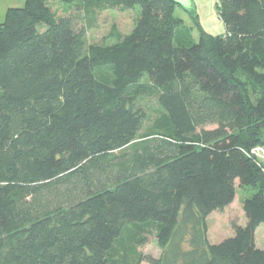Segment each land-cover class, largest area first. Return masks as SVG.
I'll list each match as a JSON object with an SVG mask.
<instances>
[{
    "label": "trees",
    "instance_id": "trees-1",
    "mask_svg": "<svg viewBox=\"0 0 264 264\" xmlns=\"http://www.w3.org/2000/svg\"><path fill=\"white\" fill-rule=\"evenodd\" d=\"M52 1L0 23V264H112L136 226L161 256L132 264H264V0H220L225 35L196 42L173 0ZM136 7L128 35L88 44L98 15ZM140 91L160 109L142 134ZM237 188L246 222L211 244Z\"/></svg>",
    "mask_w": 264,
    "mask_h": 264
},
{
    "label": "rangeland",
    "instance_id": "rangeland-1",
    "mask_svg": "<svg viewBox=\"0 0 264 264\" xmlns=\"http://www.w3.org/2000/svg\"><path fill=\"white\" fill-rule=\"evenodd\" d=\"M18 2V0H0V23L4 21L7 5ZM74 3L75 1L72 7ZM219 4L220 0H187L184 5L190 14L186 13L182 7L177 8L175 11V15L182 20L180 32L190 31V36L195 42L201 31L212 36L225 35V26L218 16ZM49 5L54 15L58 17L75 12L74 8L70 12H67V9L71 7H67L66 3L63 4V0H53ZM138 13V7L125 12L112 10L101 13L96 19L91 21L92 27L87 29L86 39L88 44H112L114 42V38L111 37L113 32L121 37L128 35L136 23ZM135 102L145 113V122L140 132L142 134L150 128L154 119L160 115V109L153 95H149L143 91L138 95ZM213 128L215 126L204 127L206 130ZM240 190L237 188L233 207L227 208L226 211L220 214L214 212L212 217H210L208 239L211 244H217L231 237L233 225L240 221L242 209L240 210L239 201L250 197L249 192ZM138 254L143 257L160 258L161 250L157 245L154 230L150 232L148 229L144 230V228L137 226L129 228L125 236L116 244L115 251L112 254V264H132L138 257L136 256ZM141 264L146 263L142 262Z\"/></svg>",
    "mask_w": 264,
    "mask_h": 264
},
{
    "label": "crops",
    "instance_id": "crops-1",
    "mask_svg": "<svg viewBox=\"0 0 264 264\" xmlns=\"http://www.w3.org/2000/svg\"><path fill=\"white\" fill-rule=\"evenodd\" d=\"M19 2L18 3H16V4H8L7 6L9 7V6H17L18 4H20L21 2H23V0H18ZM8 7L6 8V10L8 9ZM6 10H5V12H6ZM240 191H244V190H240ZM244 200V199H243ZM243 200L242 201H239L240 202V210L242 209V204H243ZM234 201H235V199H234ZM234 201H233V203H234ZM233 203L232 204H230L229 206H227L223 211H226V209L227 208H230L232 205H233ZM233 207V206H232ZM223 211H221V212H223ZM242 211V210H241ZM216 212V211H215ZM221 212H216V213H221ZM213 213L214 212H212L210 215H209V217L207 218V224H208V228H209V221H211V218L210 217H212V215H213ZM245 222H246V220H245V217H244V213H243V211L241 212V219H240V221H238V223H235L236 225H244L245 224ZM209 230V229H208ZM208 238H209V232H208ZM255 243H256V245H257V247H259L260 249H264V224H261V225H259L258 227H257V229H256V231H255Z\"/></svg>",
    "mask_w": 264,
    "mask_h": 264
},
{
    "label": "built area",
    "instance_id": "built-area-1",
    "mask_svg": "<svg viewBox=\"0 0 264 264\" xmlns=\"http://www.w3.org/2000/svg\"><path fill=\"white\" fill-rule=\"evenodd\" d=\"M249 155L254 161H256L257 165L264 170V147L263 146L254 147L249 152Z\"/></svg>",
    "mask_w": 264,
    "mask_h": 264
},
{
    "label": "water",
    "instance_id": "water-1",
    "mask_svg": "<svg viewBox=\"0 0 264 264\" xmlns=\"http://www.w3.org/2000/svg\"><path fill=\"white\" fill-rule=\"evenodd\" d=\"M176 4H178L179 6H181L184 10H188L186 7H185V5H184V3L187 1V0H173Z\"/></svg>",
    "mask_w": 264,
    "mask_h": 264
}]
</instances>
